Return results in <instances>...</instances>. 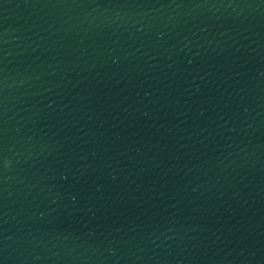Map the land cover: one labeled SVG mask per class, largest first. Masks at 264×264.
<instances>
[{"label": "water", "instance_id": "obj_1", "mask_svg": "<svg viewBox=\"0 0 264 264\" xmlns=\"http://www.w3.org/2000/svg\"><path fill=\"white\" fill-rule=\"evenodd\" d=\"M0 264H264V0H0Z\"/></svg>", "mask_w": 264, "mask_h": 264}]
</instances>
